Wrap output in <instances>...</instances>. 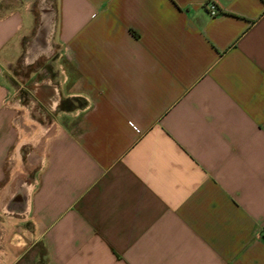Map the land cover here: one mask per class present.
<instances>
[{
    "label": "crops",
    "instance_id": "crops-1",
    "mask_svg": "<svg viewBox=\"0 0 264 264\" xmlns=\"http://www.w3.org/2000/svg\"><path fill=\"white\" fill-rule=\"evenodd\" d=\"M263 224L264 0H0V264H264Z\"/></svg>",
    "mask_w": 264,
    "mask_h": 264
},
{
    "label": "rangeland",
    "instance_id": "rangeland-1",
    "mask_svg": "<svg viewBox=\"0 0 264 264\" xmlns=\"http://www.w3.org/2000/svg\"><path fill=\"white\" fill-rule=\"evenodd\" d=\"M51 7H54V0H48ZM10 72V75L14 77L16 81H18V77H22L27 74L24 72V68L19 65L18 62H14L7 68ZM12 86H17V84L11 81ZM79 102H75L78 104ZM39 168V162H32L25 163L20 168V171L17 173V176L12 181L11 185L9 186L8 190L6 191V195L3 197L1 203L6 206L7 209L13 211L15 208H19L25 205L27 199L29 197L30 191L33 188L34 176ZM24 209V208H23ZM34 254L41 257L42 251L38 246L34 251Z\"/></svg>",
    "mask_w": 264,
    "mask_h": 264
},
{
    "label": "bare ground",
    "instance_id": "bare-ground-1",
    "mask_svg": "<svg viewBox=\"0 0 264 264\" xmlns=\"http://www.w3.org/2000/svg\"><path fill=\"white\" fill-rule=\"evenodd\" d=\"M50 27H51L50 14H49V12L43 10L42 17L40 19V25H39L38 33H37V36L35 38L36 44L46 43V39H47L49 32H50ZM41 48L46 49L47 45L42 46Z\"/></svg>",
    "mask_w": 264,
    "mask_h": 264
},
{
    "label": "built area",
    "instance_id": "built-area-1",
    "mask_svg": "<svg viewBox=\"0 0 264 264\" xmlns=\"http://www.w3.org/2000/svg\"><path fill=\"white\" fill-rule=\"evenodd\" d=\"M206 8L208 9L210 16H215L217 14L216 7L214 6L213 3H211V2L206 3ZM257 236L258 237L264 236V224L259 227L258 232H257Z\"/></svg>",
    "mask_w": 264,
    "mask_h": 264
},
{
    "label": "trees",
    "instance_id": "trees-1",
    "mask_svg": "<svg viewBox=\"0 0 264 264\" xmlns=\"http://www.w3.org/2000/svg\"><path fill=\"white\" fill-rule=\"evenodd\" d=\"M61 108H67L66 106V102H62L61 105H60Z\"/></svg>",
    "mask_w": 264,
    "mask_h": 264
},
{
    "label": "flooded vegetation",
    "instance_id": "flooded-vegetation-1",
    "mask_svg": "<svg viewBox=\"0 0 264 264\" xmlns=\"http://www.w3.org/2000/svg\"><path fill=\"white\" fill-rule=\"evenodd\" d=\"M44 9H47L46 6H44ZM28 56H29V55L26 56V59H28ZM25 61H26V60H25Z\"/></svg>",
    "mask_w": 264,
    "mask_h": 264
}]
</instances>
